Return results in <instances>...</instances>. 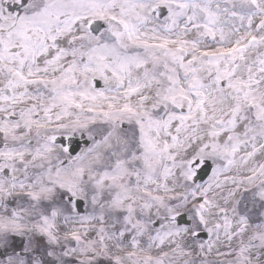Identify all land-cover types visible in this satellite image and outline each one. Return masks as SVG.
Listing matches in <instances>:
<instances>
[{
    "label": "snow or ice",
    "instance_id": "1",
    "mask_svg": "<svg viewBox=\"0 0 264 264\" xmlns=\"http://www.w3.org/2000/svg\"><path fill=\"white\" fill-rule=\"evenodd\" d=\"M0 264H264V0H0Z\"/></svg>",
    "mask_w": 264,
    "mask_h": 264
}]
</instances>
